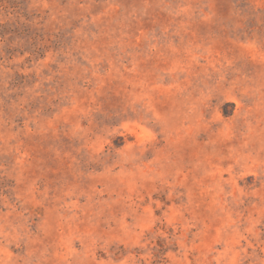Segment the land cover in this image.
I'll return each mask as SVG.
<instances>
[{"label":"rangeland","instance_id":"1","mask_svg":"<svg viewBox=\"0 0 264 264\" xmlns=\"http://www.w3.org/2000/svg\"><path fill=\"white\" fill-rule=\"evenodd\" d=\"M0 264H264V0H0Z\"/></svg>","mask_w":264,"mask_h":264}]
</instances>
